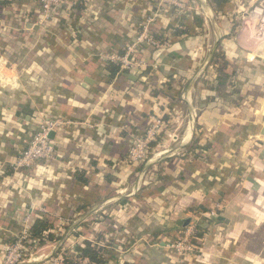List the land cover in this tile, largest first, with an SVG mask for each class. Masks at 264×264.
<instances>
[{
	"label": "crops",
	"instance_id": "crops-1",
	"mask_svg": "<svg viewBox=\"0 0 264 264\" xmlns=\"http://www.w3.org/2000/svg\"><path fill=\"white\" fill-rule=\"evenodd\" d=\"M251 2L161 9L151 30L170 46L112 75L100 53H124L158 0H67L46 21L39 0H0V257L29 215L52 225L36 264H95L86 242L109 252L103 264H264V51L248 61L257 45L238 33ZM156 115L167 124L152 160L130 165ZM57 118L71 123L51 132L53 159L15 170ZM191 226L196 250L180 256L170 245Z\"/></svg>",
	"mask_w": 264,
	"mask_h": 264
},
{
	"label": "built area",
	"instance_id": "built-area-1",
	"mask_svg": "<svg viewBox=\"0 0 264 264\" xmlns=\"http://www.w3.org/2000/svg\"><path fill=\"white\" fill-rule=\"evenodd\" d=\"M42 11V19H51L54 11L63 7L67 0H39ZM163 8L173 9L179 13H189L193 9V0H158V8L151 15L145 17L136 38L126 47L124 53H100V56L108 63L118 64L121 70H137L144 63L137 58L142 48L155 47L166 48L170 46V40L160 41L152 33V25L157 21L160 11ZM240 35H245L250 41L255 43L256 50L246 49L247 60L255 61L257 52L264 51V0H253L248 6L241 9L240 19H238ZM71 123V121L57 119H44L39 124L38 129L33 135L29 145L23 150L21 155L13 162L15 170L30 168L40 161L48 162L55 155V146L50 137L52 131L59 127ZM167 122L160 116H152L144 132L133 137L126 156V161L130 165L146 164L152 160V145L160 140L163 129ZM43 212L46 209L41 208ZM211 216H217L214 210L209 212ZM31 216L24 220L21 233L13 241L3 246V253L0 257V264H36L26 256L27 246L25 242L30 237ZM195 227L191 226L182 231L179 237L170 245L178 255H183L196 250L194 243ZM47 233V232H46ZM33 242V241H32ZM38 247V241H34V246L30 254ZM45 264H68L63 253L53 256Z\"/></svg>",
	"mask_w": 264,
	"mask_h": 264
},
{
	"label": "trees",
	"instance_id": "trees-1",
	"mask_svg": "<svg viewBox=\"0 0 264 264\" xmlns=\"http://www.w3.org/2000/svg\"><path fill=\"white\" fill-rule=\"evenodd\" d=\"M224 67L225 66L219 67L220 68L219 72L221 74V78H220V82H219L220 86L226 84L227 81L229 80V76H227L226 73L223 71ZM118 68L119 67L117 65L109 63V69H110L112 75H115L117 73ZM152 146H154V144ZM198 146L199 145H195L191 150H196V148H199ZM202 208L205 209L204 207H202ZM51 227H52V225L46 219L37 218V219H35L34 222H31L30 237L25 242V244L28 248L26 251V256L29 257L30 252L32 251L29 249L34 246V241H36V240L38 241V247H39L40 245L45 243L47 240L52 238L51 233L47 232V231H49V229ZM196 230H197L198 236H201L204 234V230L199 225H196ZM108 254H109V252L105 251V253H104L100 247L94 246L91 242H86V245L82 251L81 257L82 258H88L89 261H91L92 263H95V264H103L110 257V255H108ZM66 262L70 263V264H79L77 261H74L72 259H66Z\"/></svg>",
	"mask_w": 264,
	"mask_h": 264
},
{
	"label": "water",
	"instance_id": "water-1",
	"mask_svg": "<svg viewBox=\"0 0 264 264\" xmlns=\"http://www.w3.org/2000/svg\"><path fill=\"white\" fill-rule=\"evenodd\" d=\"M140 74H141V72H139L138 75H140ZM138 75H129V77L132 78V79H136ZM263 134H264V132H263ZM220 218H221V217H220Z\"/></svg>",
	"mask_w": 264,
	"mask_h": 264
},
{
	"label": "rangeland",
	"instance_id": "rangeland-1",
	"mask_svg": "<svg viewBox=\"0 0 264 264\" xmlns=\"http://www.w3.org/2000/svg\"><path fill=\"white\" fill-rule=\"evenodd\" d=\"M218 61L220 62V64L224 63V59H223V58L218 57ZM252 106H253V105H252ZM257 106H258V105H257ZM257 106H256V107H257ZM247 107H248V106H247ZM256 107H255V108H256ZM12 242H13V241H12Z\"/></svg>",
	"mask_w": 264,
	"mask_h": 264
},
{
	"label": "bare ground",
	"instance_id": "bare-ground-1",
	"mask_svg": "<svg viewBox=\"0 0 264 264\" xmlns=\"http://www.w3.org/2000/svg\"><path fill=\"white\" fill-rule=\"evenodd\" d=\"M160 155V154H159Z\"/></svg>",
	"mask_w": 264,
	"mask_h": 264
}]
</instances>
